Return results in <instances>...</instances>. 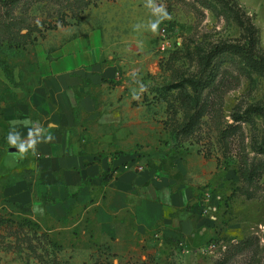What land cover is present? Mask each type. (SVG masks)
Returning a JSON list of instances; mask_svg holds the SVG:
<instances>
[{"label":"rangeland","instance_id":"1","mask_svg":"<svg viewBox=\"0 0 264 264\" xmlns=\"http://www.w3.org/2000/svg\"><path fill=\"white\" fill-rule=\"evenodd\" d=\"M234 1L257 28L264 53V0ZM76 6L51 0L13 9L14 18L39 30L24 47L0 46V97L20 95L26 88L32 66L49 45L48 35L64 27L93 35L102 62L116 66L113 80L90 87L98 105L106 108L115 93L123 104L147 110L151 122L134 132L136 161L177 181L195 182L201 198L215 207L207 212L212 224L206 239L193 244L178 235L173 242L154 236L107 245L79 232L75 239L68 232L51 235L28 218L24 207L8 204L0 209V264H214L224 258L226 264H264V174L246 184L237 173L243 157L264 160L251 149L252 138L264 131V115L254 114V124L240 123L225 140L220 135L236 124L233 113L264 107V77H249L235 60L220 57L222 98L206 97L212 105L188 136L177 132L184 113L172 102L174 91H164L175 79L198 76V53L217 43L242 41L231 14H216L194 0H96L82 11ZM243 240L247 246L234 252Z\"/></svg>","mask_w":264,"mask_h":264},{"label":"crops","instance_id":"2","mask_svg":"<svg viewBox=\"0 0 264 264\" xmlns=\"http://www.w3.org/2000/svg\"><path fill=\"white\" fill-rule=\"evenodd\" d=\"M54 33L26 88L0 97V209L22 206L51 235L79 232L107 245L206 239L215 207L196 183L136 161L134 132L151 122L147 110L115 93L105 108L90 92L116 74L96 37L66 27ZM12 146L20 152L8 153Z\"/></svg>","mask_w":264,"mask_h":264},{"label":"trees","instance_id":"3","mask_svg":"<svg viewBox=\"0 0 264 264\" xmlns=\"http://www.w3.org/2000/svg\"><path fill=\"white\" fill-rule=\"evenodd\" d=\"M51 0H0V46L4 42L16 46H26L34 42L37 37L33 36L38 31V26H32L13 17V9L19 4H31ZM61 2L76 3L79 10H84L96 0H54ZM202 7L211 9L214 13L229 12L241 29L242 41L221 42L212 46L206 53H198V64L200 72L198 76L181 77L175 79L165 86L164 91L168 93L172 90V102L178 104L183 110L184 119L177 130L178 134L188 136L192 134L202 117L208 112L207 109L212 105V101H206V97L222 98V85L218 82L220 74V57L225 56L235 60L237 67L244 74L251 77L253 73L264 77V53L259 48V38L257 28L250 22L249 17H245L240 11L239 6L234 0H194ZM73 8V7H72ZM56 28V27H55ZM25 29V33L21 30ZM186 52L189 54V48L186 46ZM208 93L203 96L204 91ZM254 114L264 115V107L260 105H251L243 113L240 111L233 113L232 118L235 125H229L228 128L220 130L223 140L240 130L238 126L242 122L254 124ZM253 153L264 156V131L258 137H253L251 141ZM237 173L246 184L252 183L255 178L264 174V160H249L243 157L238 165ZM247 246V240H243L233 247L234 252H241ZM227 259L217 261L214 264H226Z\"/></svg>","mask_w":264,"mask_h":264},{"label":"water","instance_id":"4","mask_svg":"<svg viewBox=\"0 0 264 264\" xmlns=\"http://www.w3.org/2000/svg\"><path fill=\"white\" fill-rule=\"evenodd\" d=\"M8 153H19L20 152V148L19 147H16V146H12V147H9L7 149Z\"/></svg>","mask_w":264,"mask_h":264},{"label":"built area","instance_id":"5","mask_svg":"<svg viewBox=\"0 0 264 264\" xmlns=\"http://www.w3.org/2000/svg\"><path fill=\"white\" fill-rule=\"evenodd\" d=\"M135 165H136V164H135ZM135 165H134V166H135ZM125 167H127V165H126ZM141 167H142V165H136V168H137V169H138V168L140 169Z\"/></svg>","mask_w":264,"mask_h":264}]
</instances>
